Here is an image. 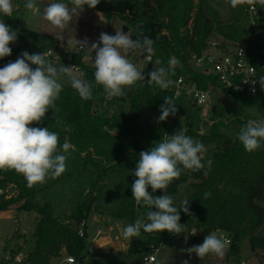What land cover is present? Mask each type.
Listing matches in <instances>:
<instances>
[{
  "label": "trees",
  "instance_id": "trees-1",
  "mask_svg": "<svg viewBox=\"0 0 264 264\" xmlns=\"http://www.w3.org/2000/svg\"><path fill=\"white\" fill-rule=\"evenodd\" d=\"M56 1L69 3V0ZM212 1L221 4L223 0ZM247 6V3H242L230 7L232 19L229 23L220 22L219 14L212 9L209 0H100L93 10L118 16L129 27L131 38L141 33L151 37L155 55H152L150 66L167 67L169 61H179L170 78L191 75L198 87L206 89L215 86V77L194 69L190 62L191 56L193 53H203L209 40L215 36L222 37L225 45L227 42L236 45L242 44L246 35H253ZM16 19L15 12L14 19L10 20L12 26ZM30 34L34 39L41 38L38 33ZM157 58L162 61L161 65L156 64ZM74 60L83 65L82 56ZM150 71L149 67L146 78ZM83 73L84 79L94 83V69L83 65ZM100 94L104 95V91L97 85L93 88V98L84 101L70 84H63L55 109H49L41 124L31 126L48 127L50 131L58 133L61 145L67 138L80 155L83 166L93 167L103 178L116 171L128 155L148 150L133 145L131 141L140 109L150 107L159 110L165 96L172 97L174 103L176 101L172 90H161L146 81L136 86L130 97L126 90V95L122 97L105 100V110L96 107ZM127 103L129 107L126 111L124 105ZM235 104L255 107L264 114V89L255 95L236 94ZM211 106V120L214 122L210 130L202 131L199 124L189 127L186 133L194 141L203 143L207 149L203 155L205 168L196 172L182 170L179 179L169 185L166 194L173 197L180 184L194 180L192 194L177 206L179 209L184 200L189 201L190 214L180 212V222L188 229L189 246L202 243L210 233L225 231L232 236L228 256L238 258L239 244L247 239L252 240L256 248H264V237L260 235L264 225V146L248 152L237 138L232 139L221 132L219 123L237 120L241 129L245 121L237 116L230 118L226 115L228 106L221 101L217 91L212 93ZM208 159L212 160L210 167L206 164ZM132 174L126 178L119 209L112 213L129 224L135 222L138 211L141 212L140 218H145L147 211L132 198L131 184L136 179ZM8 186H13L15 193L10 198L0 196V209L14 207L20 211L37 213L34 249L28 254L30 263L50 264L51 259L61 256L64 250L81 260L87 248V235L85 232L81 236L79 230L74 231L72 222L76 221L79 225L81 219L87 217L93 200L85 208H76L70 215L73 220L68 222L54 215L51 202H37L36 185L27 187L24 177L15 171H0V187ZM149 191L151 193V189ZM206 192L211 193L208 198H205ZM152 194L163 193L157 190ZM191 229L200 230V234L192 236L189 233ZM17 252L16 249L10 251L12 254ZM254 255L258 256L257 253ZM0 264H10L6 255H0ZM260 264H264V256Z\"/></svg>",
  "mask_w": 264,
  "mask_h": 264
},
{
  "label": "clouds",
  "instance_id": "clouds-1",
  "mask_svg": "<svg viewBox=\"0 0 264 264\" xmlns=\"http://www.w3.org/2000/svg\"><path fill=\"white\" fill-rule=\"evenodd\" d=\"M225 2L233 8L242 3L252 6L253 11L256 4L264 8V0ZM99 3L100 0H69L68 4L52 2L44 8L43 18L54 27L64 30L74 16L84 11L85 6L95 9ZM24 7L34 11L38 6L36 0H27ZM13 10L12 0H0V15L11 17ZM17 38V30L0 19V59L12 54L9 45L15 43ZM77 45L79 51L87 52L94 65V83L84 79L83 72L74 73L73 66H55L46 52L30 54L23 51L15 61L0 68V171L12 170L22 175L29 188L63 174L66 171L67 154L73 149L67 138L61 145L59 134L48 127L31 126L41 124L49 109H55V102L63 88V78L68 79L70 86L84 101L93 98V88L97 85L103 88L107 99H112L126 95V90L133 89L138 82L146 81L161 90L168 89L173 83L170 77L174 74V66L179 63L171 60L167 67L160 66L148 72L146 78L128 59V53L137 50L155 55L153 39L142 33L131 38L123 31H115L114 35L101 32L97 42L89 44L85 38L77 40ZM155 62L157 65L162 64L159 58ZM259 83L264 89V77ZM159 110L161 115L157 123L175 116L178 109L173 98L165 96ZM186 133L187 129L181 127L159 142H153L150 149L139 153L132 174L136 179L131 184V191L136 203L147 209L146 219L138 218L134 223L122 225L125 239L138 237L142 231L174 235L183 231L180 212L190 214L189 201L184 200L178 209L166 190L174 180L179 179L182 170L196 172L204 169L203 155L207 151L203 143L194 141ZM237 139L248 152L264 146V119H249L237 133ZM206 164L210 167L212 160L208 159ZM157 190L163 194L153 195ZM204 195L208 198L211 193L206 192ZM229 244V240L213 232L206 235L202 243L183 251L189 257L195 254L199 260L209 254L223 258ZM182 264H189V260H183Z\"/></svg>",
  "mask_w": 264,
  "mask_h": 264
},
{
  "label": "rangeland",
  "instance_id": "rangeland-1",
  "mask_svg": "<svg viewBox=\"0 0 264 264\" xmlns=\"http://www.w3.org/2000/svg\"><path fill=\"white\" fill-rule=\"evenodd\" d=\"M26 2L27 0L15 2L21 8L17 11L16 20L21 29L38 33L43 41L67 40L77 42V40L86 38L90 42L95 35H100L101 32L114 35L115 31L125 32L124 28L127 26L123 20L114 14L85 8L79 16L73 17L67 28L60 30L43 18L44 8L49 3L57 2L56 0H36L38 7L34 11H29L24 7ZM69 7L72 5L69 4ZM101 17L106 19V27L97 24ZM126 33L130 36L129 27ZM128 59L142 73L147 72L149 64L141 56L139 50L128 53ZM62 83L70 84L66 77ZM140 84L141 82H138L136 86ZM105 100H107L105 94H100L96 101V107L105 110ZM175 105L178 109L176 115L159 123L157 120L161 115L160 110L142 107L136 121V131L131 137L132 144L141 149H150L153 142H159L164 136L173 134L181 127L188 129L200 124L202 131L208 132L210 130L211 124L214 122L211 120L213 111L210 106L197 107L187 100H178ZM124 107L127 111L128 103ZM204 109L208 111L207 115L203 114ZM226 115L230 118L237 116L240 120L245 121L242 127L249 119H264V114L259 112L257 108L240 106L235 103L228 106ZM240 126L237 120L232 123L218 124L221 132L232 139L237 138ZM139 153L140 151H136V155H128L119 164L116 171L100 178L93 167H84L80 155L71 149L67 154L66 171L58 178L48 179L44 184L36 185L37 202L39 204L51 202L54 215L68 222L73 220L70 215L76 208H85L93 200L87 217L82 218L78 225L81 227L85 223L87 248L82 254V260L77 259L74 264H182L185 259L189 260V264H239L238 259L241 264L245 262L260 264V260L264 256V248L255 247L253 251L249 239L239 244L238 258L228 256V248L223 258L209 254L199 260L194 254V257L189 259V256L183 251L190 247L188 229L184 225L183 231L179 235L142 231L138 237L125 239L122 235V225L129 223L123 222L124 224L121 225L117 219L113 218L105 224L101 213L107 215L118 210L126 178L133 173L139 160ZM193 182L194 180L190 179L178 186L177 192L172 197L174 206L177 207L181 200L192 194ZM140 214L141 212L138 211L136 219L140 218ZM36 217L35 211H20L14 207L0 209V255H7L11 249H16L20 253L23 250L24 254H29L34 249L35 238L33 234L36 229ZM160 236L168 238L166 247L154 252L155 261L144 262L143 256L149 245L156 242ZM101 242H105L106 245L99 247L98 244ZM254 253H257L258 256H254ZM67 257V253L63 254L54 264H69L65 261Z\"/></svg>",
  "mask_w": 264,
  "mask_h": 264
},
{
  "label": "built area",
  "instance_id": "built-area-1",
  "mask_svg": "<svg viewBox=\"0 0 264 264\" xmlns=\"http://www.w3.org/2000/svg\"><path fill=\"white\" fill-rule=\"evenodd\" d=\"M16 1L18 0H12L14 10L11 17L0 15V19L4 20L6 24L18 32L16 42L9 45L12 49V54L0 59V68L10 61H15L21 52L28 51L30 54L46 52L48 59L55 66H73V71L77 74L83 72V65L94 69V65L88 58L87 52L78 50L77 42L67 40L43 41L41 38L34 39L30 32L20 28L17 21L12 26L10 20L14 19L15 12L17 14V11L21 10L19 4L15 3ZM247 11L250 16V26L253 28V35H246L242 44L233 45L227 42L225 45L222 42V37L215 36L209 40L208 46L203 53H193L191 56V66L202 73L213 75L215 77V86H210L206 89L200 88L191 75L170 78L173 83L168 89L173 91L175 101L187 100L197 107H212V93L217 91L224 104L232 105V103H235L236 94L255 95L263 90L259 81L264 77V73L261 72V70L264 71V8L256 4L255 11H253L252 6L248 4ZM261 19L262 22L259 24L258 21ZM98 39L99 34L95 35L89 44L97 42ZM140 52L141 56L148 62L151 71L156 68L155 65L150 66L152 55L148 53L143 55V52ZM77 56H82L83 65L75 62L74 59ZM32 67L35 66L32 65ZM253 89H255L254 92ZM14 193L13 186H8L7 188L0 187V196L4 195L5 198H10ZM84 226L85 223L81 227L78 226L81 236L85 235ZM193 232L196 234L193 235ZM189 233L192 236H197L200 234V230L191 229ZM216 234L229 240L230 244L226 249L230 248L232 236L225 231H217ZM166 245L167 237L160 236L156 242H152L149 245L143 256V261H155L154 252L166 247ZM193 257L194 254L189 259ZM6 259L10 264H31L28 260V254L24 255L20 252L14 254L9 252L6 255ZM66 260L70 263L77 262V259L72 255H69Z\"/></svg>",
  "mask_w": 264,
  "mask_h": 264
},
{
  "label": "water",
  "instance_id": "water-1",
  "mask_svg": "<svg viewBox=\"0 0 264 264\" xmlns=\"http://www.w3.org/2000/svg\"><path fill=\"white\" fill-rule=\"evenodd\" d=\"M209 4L213 10L218 12L220 22L229 23L231 21L232 12L230 11V6H228L226 2L224 3V0L222 1L221 4H217V3H214L212 0H209ZM101 18L99 19L97 24L100 26L106 27L107 26L106 19L104 17H101ZM127 30H128V27L125 26L124 31L126 32ZM134 90H135V87L131 90H127V95L130 97L132 95V93L134 92ZM153 210H155V209H153ZM72 228L74 231L78 230V224L76 221L72 222ZM260 235L262 237H264V225L260 230ZM250 242H251L252 250L254 251L255 250L254 242L252 240Z\"/></svg>",
  "mask_w": 264,
  "mask_h": 264
},
{
  "label": "crops",
  "instance_id": "crops-1",
  "mask_svg": "<svg viewBox=\"0 0 264 264\" xmlns=\"http://www.w3.org/2000/svg\"><path fill=\"white\" fill-rule=\"evenodd\" d=\"M100 19V18H99ZM227 106H231V105H229V104H227ZM207 113H208V111L207 110H203V114L204 115H207ZM205 132V131H204ZM123 193V192H122ZM120 207V206H119ZM119 209V208H118ZM113 213V212H112ZM112 213L111 214H107V215H105V214H103V213H101V215H102V219L105 221V224L106 223H108V221H110L111 219H113V218H115V219H117L118 220V222L122 225V224H124L123 223V221H121L120 219H118V218H116V217H114V216H112ZM86 227H87V223H86ZM110 230H112V228H109ZM102 232V231H101ZM86 234H87V232H86ZM167 234H168V232H167ZM168 239V238H167ZM95 241H96V239H95ZM35 244V243H34ZM106 245V243L105 242H101V243H99L98 244V246L99 247H103V246H105ZM12 250V249H11ZM21 253L22 254H24L23 253V250H21ZM66 253V251L64 250L63 252H62V254H61V256L63 255V254H65ZM24 255H27V254H24ZM61 256H59V257H55V258H52L51 259V262H50V264H54L59 258H61ZM69 256V255H68ZM255 256V255H254ZM82 260V259H81ZM67 263H69V264H74V263H70V262H68L67 260H65ZM76 263V262H75ZM244 264H248V262H245Z\"/></svg>",
  "mask_w": 264,
  "mask_h": 264
}]
</instances>
